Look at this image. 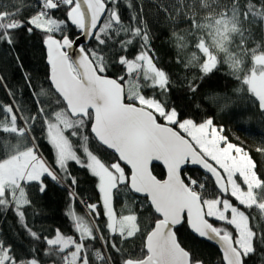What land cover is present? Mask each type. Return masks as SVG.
Returning a JSON list of instances; mask_svg holds the SVG:
<instances>
[{
  "label": "snow or ice",
  "instance_id": "1",
  "mask_svg": "<svg viewBox=\"0 0 264 264\" xmlns=\"http://www.w3.org/2000/svg\"><path fill=\"white\" fill-rule=\"evenodd\" d=\"M121 2L35 0L36 10L26 19H16L19 5L0 3V44L13 47L20 29L40 31L49 65V88L33 91L34 114L25 115L10 90L12 100L0 102V211L13 210L27 235L43 240L50 264H204L178 239V227L185 225L199 238L218 243L220 264H248L258 250L264 264V172L212 118H181L175 106L158 98L168 96L172 81L157 66L143 6L124 0L130 11L125 24ZM155 7L173 26L187 25L183 33H172L177 63L198 70L201 79L226 67L237 82L235 93L250 97L264 113V0H171ZM69 24L79 32L75 39L67 33ZM81 38L94 46L79 43ZM110 55L116 59L110 61ZM113 64L123 74L109 76ZM26 84L31 87L30 77ZM0 86L6 88L3 77ZM188 88L196 93L195 78ZM49 96L52 104L46 108L41 97ZM227 101L208 97L221 108ZM37 123L42 136L33 135ZM90 138L112 152V162L90 150ZM41 139L54 152L51 164L41 152ZM256 152L264 155V147ZM154 163L162 165L163 178L153 173ZM71 164L97 179L98 203L79 200L87 219L69 207L73 234L56 229L42 238L25 220L23 209L32 203L27 188L35 184L44 193V181L50 179L69 189L74 205L78 181ZM189 165L208 174L204 182L184 174ZM208 177L218 195L207 194ZM122 192L137 198L139 209L149 212L147 220L136 207L117 211L115 200ZM101 216L102 227L95 223ZM136 238L138 250L123 247ZM38 253L33 248L21 255L0 238V264H43Z\"/></svg>",
  "mask_w": 264,
  "mask_h": 264
},
{
  "label": "trees",
  "instance_id": "2",
  "mask_svg": "<svg viewBox=\"0 0 264 264\" xmlns=\"http://www.w3.org/2000/svg\"><path fill=\"white\" fill-rule=\"evenodd\" d=\"M134 5L143 6V18L147 22V26L151 36V47L154 50L157 66L165 70L172 81V87L167 97H158L166 99L170 106H175L181 113V118H192L197 122L212 118L215 125L223 128H232L236 133L250 141L255 147H264V113H261L254 100L244 94H236L235 89L238 87L237 82L227 74V68L221 67L209 73L201 79L198 70H186L183 64L177 63V50L174 46L172 37L173 31L183 33L187 25L179 23L176 26L159 12L155 7L156 3H170L171 0H132ZM0 3L11 5L13 3L22 8L20 15L16 19H26L35 12V0H0ZM9 10H13L9 8ZM122 18L127 24L129 22L130 11L125 7L122 0L120 5ZM56 16L63 19V13L57 12ZM67 33L70 38H74L79 34L78 30L71 26H67ZM59 35V34H58ZM15 44L9 47L7 44H0V77H3L6 88L0 86V102L7 104L12 100L7 94L11 91L15 95V102L22 108L26 109L25 115L34 114L35 104L33 102V91H39L41 88L48 89L49 83L47 77L49 69L46 64V51L43 44V34L40 31H34L29 34L25 29H20L14 33ZM259 39V33H256ZM94 41L84 44L87 47H93ZM188 49V54L192 51ZM135 49L130 50L128 55H134ZM115 56H109L110 61H114ZM123 74V69L113 64L110 68L109 76H119ZM26 76L31 78V87L26 84ZM195 78L198 90L195 94L191 93L188 88V81ZM151 90H145V95H154ZM215 95L219 97H227V106H220L208 103V97ZM49 97H41V101L47 108L52 104ZM223 103V101H221ZM33 135L42 136L40 132V124L37 123ZM73 143L77 144V138H72ZM15 143V141H12ZM41 152L43 156L51 164L54 158V152L51 146L43 139L40 140ZM90 150L99 156L105 162H112L114 156L112 152L98 144L94 138L89 141ZM253 159L257 162L258 169L264 172V155L256 152V149H248ZM70 171L77 178V186L74 191L79 199L74 203L69 199V189L61 186L50 179H45L47 185L46 191L40 193L35 184L27 188L28 197L31 205L26 206L25 220L29 227L39 233L41 237H51L55 230L59 229L62 233L73 234V228L70 218L66 215L70 206H74L75 211L80 215L87 214L79 200L83 199L89 203H98L97 179L90 172L75 164L70 165ZM153 173L158 178H163L164 171L159 164L153 165ZM185 175L199 178L201 182L205 181L207 175H203L199 170L194 168H185ZM207 194L218 195L216 188L210 177L207 178ZM140 200L143 198L140 197ZM235 203V201L233 200ZM125 205L136 207L142 212V218L147 220L149 212L139 209L137 198L130 193H120L115 200L117 211L124 209ZM255 215V212H253ZM95 223L101 227L105 220L103 216L95 220ZM215 226H222L221 222L213 221ZM231 230V229H230ZM177 236L182 245L190 250L194 257L204 261V264H220L221 257L218 250L210 243L199 239L191 234L187 226L178 227ZM0 238L12 244L17 253L21 255L28 254L31 249H39L38 255L41 257L43 264H50V258L43 256L44 245L43 240H33L24 229L20 226L14 211L9 209L0 211ZM141 240L136 238L123 247L132 251L138 250ZM96 247H100L99 243H95ZM260 251L252 257L248 264H261Z\"/></svg>",
  "mask_w": 264,
  "mask_h": 264
},
{
  "label": "rangeland",
  "instance_id": "3",
  "mask_svg": "<svg viewBox=\"0 0 264 264\" xmlns=\"http://www.w3.org/2000/svg\"><path fill=\"white\" fill-rule=\"evenodd\" d=\"M218 128L222 126L216 125ZM223 128V127H222ZM223 135L227 136L230 142L236 143L241 147H244L247 151L248 149H257L250 141L236 133L232 128H223ZM77 212V211H76ZM78 213V212H77ZM80 214V213H78Z\"/></svg>",
  "mask_w": 264,
  "mask_h": 264
},
{
  "label": "water",
  "instance_id": "4",
  "mask_svg": "<svg viewBox=\"0 0 264 264\" xmlns=\"http://www.w3.org/2000/svg\"><path fill=\"white\" fill-rule=\"evenodd\" d=\"M79 35V34H78ZM77 35V36H78ZM76 38V36L73 38V39H75ZM90 40H87V39H84V38H81L80 39V41H79V43H81V44H86V43H88ZM44 48H45V51H46V47H45V45H44ZM46 64H47V56H46ZM47 66H48V69H49V65L47 64ZM102 146V145H101ZM104 147V146H103ZM105 148V147H104ZM108 150V149H107ZM110 151V150H109ZM111 152V151H110ZM154 164H159V163H154ZM160 165V164H159ZM161 167H162V165H160ZM189 168H194V169H197V170H199L203 175H208V174H206V172L203 170V169H201L199 166H191V165H189L188 166ZM162 169H163V167H162ZM163 171L165 172V170L163 169ZM212 180V179H211ZM212 182H213V180H212ZM190 231V230H189ZM191 232V231H190ZM191 234L192 235H194L195 237H197V238H199L198 236H196L195 234H193L192 232H191ZM199 239H202V240H204V241H206V242H208V243H210L211 245H213L217 250H218V252H219V255H220V257H221V255H222V253H221V251H220V249H219V245H218V243L217 242H215V241H209V240H207L206 238H199Z\"/></svg>",
  "mask_w": 264,
  "mask_h": 264
}]
</instances>
